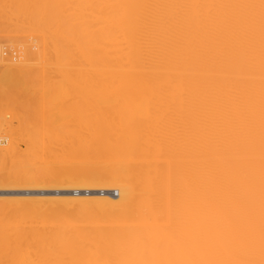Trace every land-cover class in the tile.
<instances>
[{"label":"bare ground","instance_id":"obj_1","mask_svg":"<svg viewBox=\"0 0 264 264\" xmlns=\"http://www.w3.org/2000/svg\"><path fill=\"white\" fill-rule=\"evenodd\" d=\"M3 3L0 264H264V0Z\"/></svg>","mask_w":264,"mask_h":264},{"label":"rangeland","instance_id":"obj_2","mask_svg":"<svg viewBox=\"0 0 264 264\" xmlns=\"http://www.w3.org/2000/svg\"><path fill=\"white\" fill-rule=\"evenodd\" d=\"M25 74V73H24ZM51 75H52V73H51ZM50 79H51V76L49 77ZM53 78V77H52ZM56 78V77H55ZM8 85H10V83H8L6 86H8ZM11 86H13V85H11ZM73 100V99H72ZM71 101V100H70ZM1 105V104H0ZM4 105V104H3ZM2 110H3V115H4V113L6 114V112H8V109L6 108V106H0V111L2 112ZM4 110H6V112L4 111ZM23 108H21V107H18L17 108V112L16 113H18V115H19V113L21 114V112H23ZM37 110H41V109H37ZM16 113H12V115H16ZM0 116L2 117V115L0 114ZM0 117V121L2 120V118ZM13 119V125H14V129H16L15 128V124H16V127L18 128L19 127V129H20V127H22L21 126V123L18 121V119H17V121L15 120L16 119V117L14 116V118H12ZM9 120V119H8ZM1 123V122H0ZM20 123V124H19ZM17 124H19L20 126H18ZM1 125H3L2 126V128H0V137L3 139V142H4V140H7L6 139V137L8 136V132L6 131L8 128H6V126L7 125H4V124H2L1 123ZM1 125H0V127H1ZM12 128H13V126H12ZM2 129L4 130V131H2ZM18 129H16L15 131H17ZM21 130V129H20ZM23 131V130H22ZM2 132V133H1ZM4 132H6V133H4ZM19 132V131H18ZM21 132V131H20ZM17 134H19V133H17ZM17 137L19 136H21V135H16ZM17 137H15L14 136V140H16V141H18V145H20L19 146V148H21V147H23V148H25L24 146H25V144H24V141L21 143L20 142V140H19V137L17 138ZM17 143V142H16ZM0 191H5V192H1V193H16L15 191H20V188H13V187H9V188H0ZM27 191H30V190H27ZM32 193V192H31Z\"/></svg>","mask_w":264,"mask_h":264},{"label":"snow or ice","instance_id":"obj_3","mask_svg":"<svg viewBox=\"0 0 264 264\" xmlns=\"http://www.w3.org/2000/svg\"><path fill=\"white\" fill-rule=\"evenodd\" d=\"M18 7L17 5H13V4H8V3H3L0 4V8H3L4 10V19H5V31H7L9 29V17H8V12L10 9Z\"/></svg>","mask_w":264,"mask_h":264}]
</instances>
